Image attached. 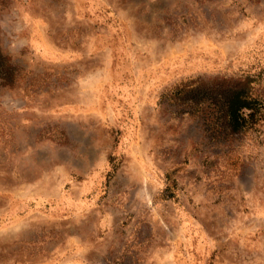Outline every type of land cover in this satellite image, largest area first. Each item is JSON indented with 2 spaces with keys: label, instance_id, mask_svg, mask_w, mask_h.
<instances>
[{
  "label": "rangeland",
  "instance_id": "1",
  "mask_svg": "<svg viewBox=\"0 0 264 264\" xmlns=\"http://www.w3.org/2000/svg\"><path fill=\"white\" fill-rule=\"evenodd\" d=\"M0 64V264H264V119L174 93L264 86V0H0Z\"/></svg>",
  "mask_w": 264,
  "mask_h": 264
},
{
  "label": "trees",
  "instance_id": "2",
  "mask_svg": "<svg viewBox=\"0 0 264 264\" xmlns=\"http://www.w3.org/2000/svg\"><path fill=\"white\" fill-rule=\"evenodd\" d=\"M0 72L6 79L12 77L8 65L0 64ZM256 79L244 76L196 81L176 88L174 93L183 102L206 104L211 112L207 124L216 136L237 135L264 119V86Z\"/></svg>",
  "mask_w": 264,
  "mask_h": 264
}]
</instances>
